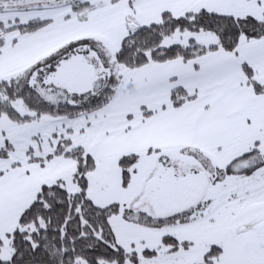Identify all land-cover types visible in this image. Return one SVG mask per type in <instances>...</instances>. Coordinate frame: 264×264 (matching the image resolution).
<instances>
[{
  "label": "snow or ice",
  "instance_id": "6c2138e0",
  "mask_svg": "<svg viewBox=\"0 0 264 264\" xmlns=\"http://www.w3.org/2000/svg\"><path fill=\"white\" fill-rule=\"evenodd\" d=\"M0 264H264V0H0Z\"/></svg>",
  "mask_w": 264,
  "mask_h": 264
}]
</instances>
